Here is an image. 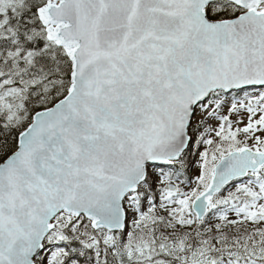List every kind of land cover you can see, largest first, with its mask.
<instances>
[{
	"label": "snow or ice",
	"instance_id": "1",
	"mask_svg": "<svg viewBox=\"0 0 264 264\" xmlns=\"http://www.w3.org/2000/svg\"><path fill=\"white\" fill-rule=\"evenodd\" d=\"M0 264H264V0H0Z\"/></svg>",
	"mask_w": 264,
	"mask_h": 264
}]
</instances>
